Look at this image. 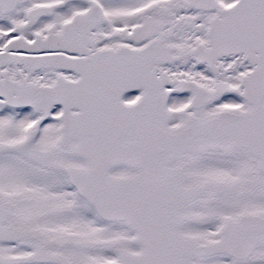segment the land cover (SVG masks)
Wrapping results in <instances>:
<instances>
[{"label": "snow or ice", "instance_id": "snow-or-ice-1", "mask_svg": "<svg viewBox=\"0 0 264 264\" xmlns=\"http://www.w3.org/2000/svg\"><path fill=\"white\" fill-rule=\"evenodd\" d=\"M0 264H264V0H0Z\"/></svg>", "mask_w": 264, "mask_h": 264}]
</instances>
